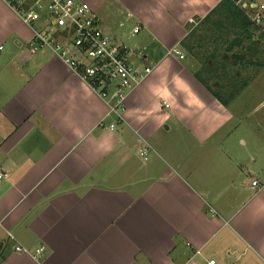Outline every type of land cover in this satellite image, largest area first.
Listing matches in <instances>:
<instances>
[{"label": "crops", "instance_id": "crops-1", "mask_svg": "<svg viewBox=\"0 0 264 264\" xmlns=\"http://www.w3.org/2000/svg\"><path fill=\"white\" fill-rule=\"evenodd\" d=\"M84 1L153 70L110 114L0 0V264H264V79L225 105L182 45L221 0ZM254 86L246 132L230 103Z\"/></svg>", "mask_w": 264, "mask_h": 264}, {"label": "built area", "instance_id": "built-area-1", "mask_svg": "<svg viewBox=\"0 0 264 264\" xmlns=\"http://www.w3.org/2000/svg\"><path fill=\"white\" fill-rule=\"evenodd\" d=\"M21 17L34 25L31 51L49 48L60 57L89 86L101 94L109 103V113L121 116L128 95L152 72L153 66L134 62L136 51L128 44L108 33L92 6L84 0H5ZM252 23L264 33V9L256 8L253 1L234 0ZM194 21L193 19H191ZM36 24V26H35ZM139 26L134 28V34ZM180 57L185 55L174 48ZM111 127L114 125L111 124ZM152 146L148 143L139 148V154L148 157ZM8 171L0 170V181L8 178ZM252 184L258 186V180ZM8 240H15L12 232H7ZM14 243V242H13ZM3 243L0 240V247ZM16 251H25L19 243H14ZM44 250H37L40 254ZM211 259L208 264H215Z\"/></svg>", "mask_w": 264, "mask_h": 264}, {"label": "rangeland", "instance_id": "rangeland-1", "mask_svg": "<svg viewBox=\"0 0 264 264\" xmlns=\"http://www.w3.org/2000/svg\"><path fill=\"white\" fill-rule=\"evenodd\" d=\"M218 19L221 21L216 23ZM235 23L228 22L221 12H217L213 19H205L199 23L190 39L193 51L189 52V55L200 63L204 78L213 88L223 92L224 96L229 94L230 88L240 91L246 82L253 81V84H256L255 79H264V64H261L264 63V38L257 34L259 28L253 24L254 26L243 29L238 22ZM261 26L264 27V21ZM239 36L243 40L239 44L234 43ZM225 54L228 58L224 57ZM237 55H242V58H236ZM208 68H212L211 71ZM254 88L255 86L251 87L252 90L250 89L251 92L247 96L248 92L245 91L244 96L241 95L230 103L236 113L235 122L240 129L245 128L246 132L250 130L247 126L249 119H246V109H252L262 99ZM253 90L255 93H252Z\"/></svg>", "mask_w": 264, "mask_h": 264}, {"label": "trees", "instance_id": "trees-1", "mask_svg": "<svg viewBox=\"0 0 264 264\" xmlns=\"http://www.w3.org/2000/svg\"><path fill=\"white\" fill-rule=\"evenodd\" d=\"M221 10L222 16H224L227 21H232V24H236L235 22H238L239 26L243 27V29H247L250 26H254L252 21L248 18V16L245 14V12L234 2V0H221L219 4L212 9V11L205 17V19H211L214 15L217 14L218 11ZM221 20L218 19L215 22L219 23ZM194 36L193 32L186 38L184 41H182V45L188 49V51H193V44H191L190 39ZM239 39H237L234 43H237ZM225 58H228V55H224ZM236 58H242V55L235 56ZM212 68H208V70L211 71ZM197 78H199L215 95L218 97L225 105H228V101L223 98L222 93L220 90H216L212 87V85L209 83V81L204 78L201 71L196 72ZM237 91L232 90L230 92V97L228 99L233 98L236 95Z\"/></svg>", "mask_w": 264, "mask_h": 264}]
</instances>
